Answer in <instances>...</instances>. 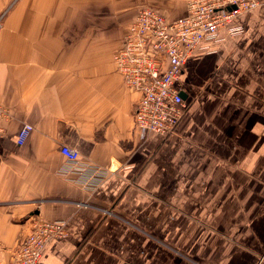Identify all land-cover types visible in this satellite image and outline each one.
Here are the masks:
<instances>
[{
	"label": "crops",
	"instance_id": "obj_1",
	"mask_svg": "<svg viewBox=\"0 0 264 264\" xmlns=\"http://www.w3.org/2000/svg\"><path fill=\"white\" fill-rule=\"evenodd\" d=\"M260 1L237 20L242 35L189 58L186 113L166 137L135 127L140 96L113 61L128 30L116 13L162 4L175 20L185 0H0V259L42 220L68 235L40 264H264ZM63 146L111 173L92 192L63 178Z\"/></svg>",
	"mask_w": 264,
	"mask_h": 264
},
{
	"label": "built area",
	"instance_id": "obj_2",
	"mask_svg": "<svg viewBox=\"0 0 264 264\" xmlns=\"http://www.w3.org/2000/svg\"><path fill=\"white\" fill-rule=\"evenodd\" d=\"M260 6V0H188L187 14L175 20L152 7L137 11L113 61L125 86L140 96L133 119L143 135L167 137L176 132L187 109L177 86L187 61L195 50H208L223 40V32L230 38L242 35L245 28L237 20ZM8 119V110L0 105V137L6 133L1 123ZM33 129L31 124L23 126L17 146L25 144ZM60 152L70 165L60 175L85 190L92 192L111 173L82 161L76 149L63 146ZM67 235L64 221L36 220L12 257L0 259V264H40L46 244Z\"/></svg>",
	"mask_w": 264,
	"mask_h": 264
},
{
	"label": "rangeland",
	"instance_id": "obj_3",
	"mask_svg": "<svg viewBox=\"0 0 264 264\" xmlns=\"http://www.w3.org/2000/svg\"><path fill=\"white\" fill-rule=\"evenodd\" d=\"M187 5V1L185 0ZM143 7H152L157 9L159 12H161L165 17H169L168 15L172 14V12H175L176 6H170V5H162V4H136V5H130L120 8L116 13L117 17V25L119 26H125L124 32L129 28V26L132 24L136 13L139 9ZM170 13V14H169ZM171 16V15H170ZM170 18V17H169ZM123 32V33H124Z\"/></svg>",
	"mask_w": 264,
	"mask_h": 264
}]
</instances>
